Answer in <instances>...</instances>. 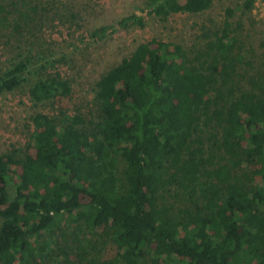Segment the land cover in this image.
Listing matches in <instances>:
<instances>
[{
    "label": "trees",
    "instance_id": "16d2710c",
    "mask_svg": "<svg viewBox=\"0 0 264 264\" xmlns=\"http://www.w3.org/2000/svg\"><path fill=\"white\" fill-rule=\"evenodd\" d=\"M240 3L251 12L252 0ZM145 4L166 19L212 0ZM9 6L0 0V30L14 32ZM225 12L193 54L138 43L97 80L89 121L65 109L32 116L33 155L0 153V264H264V73L247 89L236 79L242 55L228 35L234 9ZM118 24L143 21L133 13ZM19 55L0 68V94L25 88L35 104L71 96L41 54ZM94 237L115 254L88 258Z\"/></svg>",
    "mask_w": 264,
    "mask_h": 264
},
{
    "label": "rangeland",
    "instance_id": "374dc122",
    "mask_svg": "<svg viewBox=\"0 0 264 264\" xmlns=\"http://www.w3.org/2000/svg\"><path fill=\"white\" fill-rule=\"evenodd\" d=\"M240 1L212 0L202 12L173 13L161 19L148 11L146 0H3L15 8L19 27L14 32L11 26L0 30V68L19 54L38 52L47 73L59 71L71 81L72 94L60 101L38 104L31 101L25 88L0 94V153L18 147L20 156L33 155L27 145L34 129L32 116L37 112L65 109L71 115L80 114L86 122L92 119L96 114L97 80L138 43L155 38L180 43L190 54L204 49L222 29L227 7L234 9L228 35L234 36L242 55L236 79L243 88L251 87L252 81L264 73V14L255 6L251 12H243ZM19 10L27 17H20ZM133 13L143 25L120 27L119 21ZM12 18L8 17L10 21ZM101 27H106L105 32L94 35ZM95 239L98 242L90 248L88 258L115 254L107 238ZM65 244L71 246V242Z\"/></svg>",
    "mask_w": 264,
    "mask_h": 264
},
{
    "label": "built area",
    "instance_id": "2783aa9c",
    "mask_svg": "<svg viewBox=\"0 0 264 264\" xmlns=\"http://www.w3.org/2000/svg\"><path fill=\"white\" fill-rule=\"evenodd\" d=\"M252 4L259 9L261 15L264 14V0H252Z\"/></svg>",
    "mask_w": 264,
    "mask_h": 264
}]
</instances>
